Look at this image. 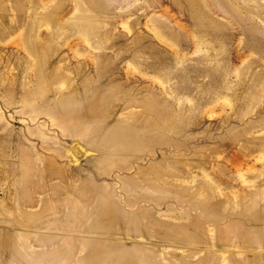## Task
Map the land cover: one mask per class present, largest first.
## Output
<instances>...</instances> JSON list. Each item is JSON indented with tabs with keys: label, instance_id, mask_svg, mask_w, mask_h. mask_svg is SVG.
I'll return each instance as SVG.
<instances>
[{
	"label": "rangeland",
	"instance_id": "374dc122",
	"mask_svg": "<svg viewBox=\"0 0 264 264\" xmlns=\"http://www.w3.org/2000/svg\"><path fill=\"white\" fill-rule=\"evenodd\" d=\"M246 255L264 0H0V264Z\"/></svg>",
	"mask_w": 264,
	"mask_h": 264
},
{
	"label": "crops",
	"instance_id": "0c3cea01",
	"mask_svg": "<svg viewBox=\"0 0 264 264\" xmlns=\"http://www.w3.org/2000/svg\"><path fill=\"white\" fill-rule=\"evenodd\" d=\"M236 263H238V264H258L256 262L253 263L251 261V257L249 255H246V257L244 258V260L240 261V263H239V260Z\"/></svg>",
	"mask_w": 264,
	"mask_h": 264
},
{
	"label": "bare ground",
	"instance_id": "6f19581e",
	"mask_svg": "<svg viewBox=\"0 0 264 264\" xmlns=\"http://www.w3.org/2000/svg\"><path fill=\"white\" fill-rule=\"evenodd\" d=\"M59 247V246H58ZM49 260V259H48Z\"/></svg>",
	"mask_w": 264,
	"mask_h": 264
}]
</instances>
